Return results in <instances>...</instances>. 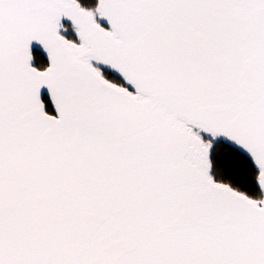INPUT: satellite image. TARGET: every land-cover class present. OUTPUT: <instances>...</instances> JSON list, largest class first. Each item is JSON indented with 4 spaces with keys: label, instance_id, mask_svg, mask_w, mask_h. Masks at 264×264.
I'll list each match as a JSON object with an SVG mask.
<instances>
[{
    "label": "snow or ice",
    "instance_id": "1",
    "mask_svg": "<svg viewBox=\"0 0 264 264\" xmlns=\"http://www.w3.org/2000/svg\"><path fill=\"white\" fill-rule=\"evenodd\" d=\"M0 264H264V0H0Z\"/></svg>",
    "mask_w": 264,
    "mask_h": 264
},
{
    "label": "water",
    "instance_id": "2",
    "mask_svg": "<svg viewBox=\"0 0 264 264\" xmlns=\"http://www.w3.org/2000/svg\"><path fill=\"white\" fill-rule=\"evenodd\" d=\"M34 51H39L38 49H34Z\"/></svg>",
    "mask_w": 264,
    "mask_h": 264
}]
</instances>
